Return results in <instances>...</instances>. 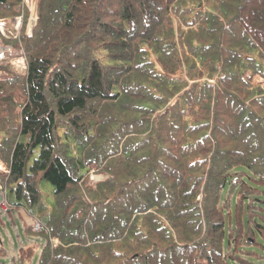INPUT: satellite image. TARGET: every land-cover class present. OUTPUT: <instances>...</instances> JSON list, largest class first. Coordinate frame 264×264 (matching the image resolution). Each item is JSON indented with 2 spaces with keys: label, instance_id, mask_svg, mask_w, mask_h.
Masks as SVG:
<instances>
[{
  "label": "trees",
  "instance_id": "obj_1",
  "mask_svg": "<svg viewBox=\"0 0 264 264\" xmlns=\"http://www.w3.org/2000/svg\"><path fill=\"white\" fill-rule=\"evenodd\" d=\"M21 2L0 0V19ZM35 8L31 35L21 7L3 40L26 71L1 68L0 195L41 226L25 228L44 240L36 264L264 258L244 251L264 238V0ZM93 172L108 179L91 186Z\"/></svg>",
  "mask_w": 264,
  "mask_h": 264
},
{
  "label": "rangeland",
  "instance_id": "obj_2",
  "mask_svg": "<svg viewBox=\"0 0 264 264\" xmlns=\"http://www.w3.org/2000/svg\"><path fill=\"white\" fill-rule=\"evenodd\" d=\"M31 0H22L21 5L19 6L20 11H22L21 7H24L27 11V6ZM23 3V4H22ZM36 3V0H35ZM36 7V5H35ZM18 8V7H17ZM35 16H36V8H35ZM152 60V58H151ZM154 61V60H152ZM156 70H160L159 66L156 67ZM7 71V70H6ZM253 86L258 84H263L264 80L260 77H255L252 81ZM113 112V108L111 109ZM8 169V168H7ZM6 170H4V173ZM0 172H3L0 170ZM92 175V176H91ZM91 181L90 185L94 186L96 183L108 179L106 174H95L91 173ZM32 220L23 212L19 211H11L6 212L0 210V264H13V261H17L19 250H26L27 248L33 249V257L31 258V262L36 264L38 253L40 252L41 246L44 244V240L37 235L29 236L25 232V228L29 226H33V231H40L41 226L36 223L35 220ZM256 238L254 240L253 245L245 246V252L249 253H257V256H260L263 252L262 246H264V238L262 235L256 233ZM228 244V242H225ZM239 248V247H238ZM247 259L253 264L262 263L264 264V258H255L253 255H247Z\"/></svg>",
  "mask_w": 264,
  "mask_h": 264
},
{
  "label": "built area",
  "instance_id": "obj_3",
  "mask_svg": "<svg viewBox=\"0 0 264 264\" xmlns=\"http://www.w3.org/2000/svg\"><path fill=\"white\" fill-rule=\"evenodd\" d=\"M23 4V3H22ZM27 6L28 11V23L24 28V32L27 36L31 35L32 29L36 23L35 16V0H31ZM18 14L14 16L10 21L0 19V80H5L8 78V71L6 69H1L6 67L11 74L23 75L26 71V62L23 57L22 52L16 51L12 45L4 42L3 40L13 39L14 41L19 37L21 30L23 28V14H19V7L17 8ZM0 170L7 173V167L0 161ZM6 193L2 192V197H0V210H7V203L5 200Z\"/></svg>",
  "mask_w": 264,
  "mask_h": 264
}]
</instances>
